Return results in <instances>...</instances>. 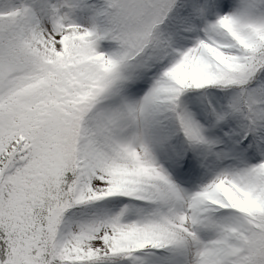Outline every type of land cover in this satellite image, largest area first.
<instances>
[{
	"label": "snow or ice",
	"instance_id": "6c2138e0",
	"mask_svg": "<svg viewBox=\"0 0 264 264\" xmlns=\"http://www.w3.org/2000/svg\"><path fill=\"white\" fill-rule=\"evenodd\" d=\"M0 264H264V0H0Z\"/></svg>",
	"mask_w": 264,
	"mask_h": 264
}]
</instances>
